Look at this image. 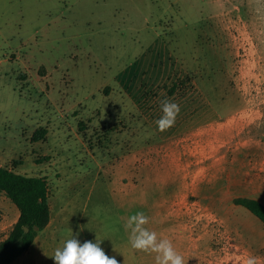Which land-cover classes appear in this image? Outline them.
<instances>
[{
  "label": "rangeland",
  "instance_id": "obj_1",
  "mask_svg": "<svg viewBox=\"0 0 264 264\" xmlns=\"http://www.w3.org/2000/svg\"><path fill=\"white\" fill-rule=\"evenodd\" d=\"M0 136L3 165L49 187L12 264H54L73 236L155 264L129 244L137 212L185 264H264V225L234 202L264 204V0H0ZM18 217L0 192V242Z\"/></svg>",
  "mask_w": 264,
  "mask_h": 264
},
{
  "label": "trees",
  "instance_id": "obj_2",
  "mask_svg": "<svg viewBox=\"0 0 264 264\" xmlns=\"http://www.w3.org/2000/svg\"><path fill=\"white\" fill-rule=\"evenodd\" d=\"M47 133V128H37L31 140H44ZM48 159L39 158L38 162ZM22 163V159L13 160L14 165ZM0 192H4L19 210V217L11 232L0 242V264H12L29 250L38 232L45 229L50 222L49 187L43 176H27L0 166ZM234 202L246 208L264 225L262 202L247 197L237 198ZM26 227L29 228L28 232L25 231Z\"/></svg>",
  "mask_w": 264,
  "mask_h": 264
},
{
  "label": "clouds",
  "instance_id": "obj_3",
  "mask_svg": "<svg viewBox=\"0 0 264 264\" xmlns=\"http://www.w3.org/2000/svg\"><path fill=\"white\" fill-rule=\"evenodd\" d=\"M161 115L155 121L157 130L165 132L175 125L180 112L179 104L167 99L161 102ZM149 217L143 212L131 215L124 224L131 248L138 252L155 253V264H185L184 257L177 252L168 238H158L156 231L145 227ZM102 240L81 243L74 236L67 239L51 256L54 264H118L115 257H109L100 247ZM244 264H258L257 258L249 256Z\"/></svg>",
  "mask_w": 264,
  "mask_h": 264
},
{
  "label": "crops",
  "instance_id": "obj_4",
  "mask_svg": "<svg viewBox=\"0 0 264 264\" xmlns=\"http://www.w3.org/2000/svg\"><path fill=\"white\" fill-rule=\"evenodd\" d=\"M33 135V134H32ZM1 137V136H0ZM32 137V136H31ZM2 138V137H1ZM32 141V140H31ZM0 152H2V148H0ZM1 158V157H0ZM14 160H17V159H14ZM3 161H0V166H2V167H6V168H9V167H7V166H4L3 165V163H2ZM13 162V161H12ZM4 163H6V162H4ZM23 164V163H22ZM22 164H20V165H22ZM10 169H12V168H10ZM14 170V169H13ZM15 171V170H14ZM16 172V171H15ZM16 173H18V172H16ZM19 174H22V173H19ZM23 175H26V174H23ZM28 176V175H27ZM39 176V175H38Z\"/></svg>",
  "mask_w": 264,
  "mask_h": 264
},
{
  "label": "water",
  "instance_id": "obj_5",
  "mask_svg": "<svg viewBox=\"0 0 264 264\" xmlns=\"http://www.w3.org/2000/svg\"><path fill=\"white\" fill-rule=\"evenodd\" d=\"M25 231L28 232V231H29V228L26 227V228H25Z\"/></svg>",
  "mask_w": 264,
  "mask_h": 264
}]
</instances>
